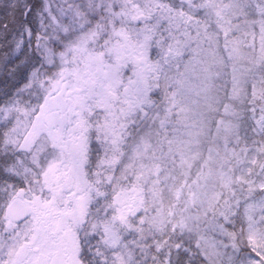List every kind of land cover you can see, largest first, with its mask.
Listing matches in <instances>:
<instances>
[{"label": "snow or ice", "instance_id": "snow-or-ice-1", "mask_svg": "<svg viewBox=\"0 0 264 264\" xmlns=\"http://www.w3.org/2000/svg\"><path fill=\"white\" fill-rule=\"evenodd\" d=\"M0 264H264V0H0Z\"/></svg>", "mask_w": 264, "mask_h": 264}]
</instances>
